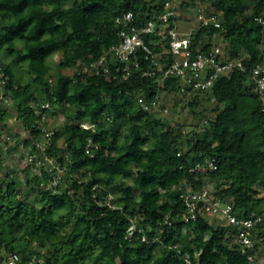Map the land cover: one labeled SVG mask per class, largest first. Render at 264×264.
I'll return each mask as SVG.
<instances>
[{
  "label": "trees",
  "instance_id": "16d2710c",
  "mask_svg": "<svg viewBox=\"0 0 264 264\" xmlns=\"http://www.w3.org/2000/svg\"><path fill=\"white\" fill-rule=\"evenodd\" d=\"M163 2L0 0L9 55L0 60V264L10 253L18 264H253L259 256L264 264V110L247 70L180 92L177 76H124L109 57L91 64L119 41L120 11H134L138 23ZM213 3L203 11L220 25L197 23L191 50L219 45L223 58L264 64L262 0ZM139 96L160 107L145 108ZM169 96L176 117L165 113ZM45 115L63 116L51 134ZM12 117L26 137L8 128ZM11 141L25 164L8 161ZM205 158L215 168L190 170ZM209 180L235 211L260 216L252 247L242 250L235 228L215 226L201 206L184 219L181 191Z\"/></svg>",
  "mask_w": 264,
  "mask_h": 264
},
{
  "label": "built area",
  "instance_id": "2783aa9c",
  "mask_svg": "<svg viewBox=\"0 0 264 264\" xmlns=\"http://www.w3.org/2000/svg\"><path fill=\"white\" fill-rule=\"evenodd\" d=\"M179 5L178 0H164L163 12L154 14L138 23L134 11H120L116 15V22L119 24V41L108 46L106 53L97 62L91 64L104 66L109 57L121 68L124 76L139 70L143 74L153 75H157L156 73L159 71L158 80L160 83H163L169 76H177L182 81L179 87L180 92L184 91L186 87L192 89L210 88L220 73L238 67L241 70H247L248 79L252 83L253 89L260 95L261 108L264 110V64L257 63L247 67L241 58H223L219 45H214L204 51H192L190 32L179 29L177 20V16L180 14ZM262 6V10L255 18L264 24V0H262ZM196 10L194 19L197 20L199 26L210 23L214 26L220 25V18L214 11L205 12L200 6ZM142 60H146L148 64L143 66ZM2 74L3 72L0 70V78ZM137 102L143 104L145 108L160 107L159 102L155 100L146 102L142 96L137 98ZM51 133L52 130L46 132V134ZM213 168H215L213 160L205 158L204 162L196 163L190 167V170L207 171ZM180 197L185 205L183 212L185 220L195 217L198 201L202 200L201 207L208 215H219L225 219L226 224L235 228L234 239L242 250L253 246L252 229L260 216L251 217L244 211H235L231 203L222 201L207 186L199 190L185 187L181 191ZM248 259H252V254H248ZM5 264H18V255L10 253Z\"/></svg>",
  "mask_w": 264,
  "mask_h": 264
},
{
  "label": "rangeland",
  "instance_id": "374dc122",
  "mask_svg": "<svg viewBox=\"0 0 264 264\" xmlns=\"http://www.w3.org/2000/svg\"><path fill=\"white\" fill-rule=\"evenodd\" d=\"M177 20H178V23H179V29H183L185 31H190L192 30L196 24H197V20L195 19H192V20H187L184 18H181L180 16H177ZM57 57V55H54L52 57V61L55 60ZM9 59V55L7 54V52L5 51V48L4 46H1L0 47V60H8ZM68 71H72L71 69H68ZM17 74H19V71L17 72ZM167 102L165 104V106L167 107V111L165 112L167 114V116H173V117H176L177 116V113L178 111L180 110V105L176 107V109L173 110V108L170 106L171 104V98L169 96V98H166V101ZM45 123L47 124L46 125V128L48 130H51V127H52V122H54V124H60L62 123V120H63V116L60 115L58 117H54L53 115H45ZM8 128L10 130H18V133L20 134L19 136L21 137H26V132L25 130H22L20 127H18L17 123H16V120L15 118L12 117L11 121L9 122L8 124ZM61 141V137L60 138H57L56 140V143L59 144ZM11 146L12 148V151L11 153L8 155V161L11 163V164H18V165H22V164H25V160H26V153L25 151L23 150V148L21 147V145H15V143L13 141H11L9 144H4V148H6V146ZM261 194H264V188L262 187L261 188ZM253 264H262V259L258 258V260H254L253 261Z\"/></svg>",
  "mask_w": 264,
  "mask_h": 264
},
{
  "label": "crops",
  "instance_id": "0c3cea01",
  "mask_svg": "<svg viewBox=\"0 0 264 264\" xmlns=\"http://www.w3.org/2000/svg\"><path fill=\"white\" fill-rule=\"evenodd\" d=\"M180 2L179 10L181 11L180 17L189 20L194 19V14L197 11V7L200 6L203 10L209 9L214 10L215 6L213 0H178ZM198 23V22H197ZM209 189L214 188V182L209 180L207 183ZM260 188L263 186L260 185ZM264 188V187H263ZM210 221L217 227H223L226 225L225 219L219 215H208Z\"/></svg>",
  "mask_w": 264,
  "mask_h": 264
},
{
  "label": "water",
  "instance_id": "95a60500",
  "mask_svg": "<svg viewBox=\"0 0 264 264\" xmlns=\"http://www.w3.org/2000/svg\"><path fill=\"white\" fill-rule=\"evenodd\" d=\"M202 203H203L202 200H199V201H198V206H201Z\"/></svg>",
  "mask_w": 264,
  "mask_h": 264
}]
</instances>
